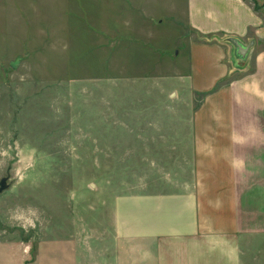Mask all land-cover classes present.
<instances>
[{
    "label": "rangeland",
    "instance_id": "1",
    "mask_svg": "<svg viewBox=\"0 0 264 264\" xmlns=\"http://www.w3.org/2000/svg\"><path fill=\"white\" fill-rule=\"evenodd\" d=\"M250 3L264 20V7ZM41 10L0 0V180L6 184L0 192V258L17 264H89L95 258L90 264H100L112 255L115 204L132 214L137 193L164 187L175 153L168 143L184 136L198 97H169L178 81L167 67L153 73L81 70L83 76L75 66L70 73L63 35L46 36L41 29L51 31L52 24L42 20ZM183 38L189 34L178 20L163 25L149 46L163 60L174 42L169 53L181 49L179 69ZM225 56L228 83L251 69ZM238 240L233 264H264V234Z\"/></svg>",
    "mask_w": 264,
    "mask_h": 264
},
{
    "label": "crops",
    "instance_id": "2",
    "mask_svg": "<svg viewBox=\"0 0 264 264\" xmlns=\"http://www.w3.org/2000/svg\"><path fill=\"white\" fill-rule=\"evenodd\" d=\"M7 1L42 8V20L52 27L41 30L47 37L63 35L70 73L75 66L80 73H153L167 67L172 81H178L169 97H198L189 108L184 136L168 143L175 153L164 187L137 193L132 214L127 205L115 204L112 255L100 264H132L129 258L135 264H233L240 236L264 234V222L257 223L264 220V20L251 0ZM178 20L189 34L179 69L175 60L181 49L169 53L174 42L163 60L149 46L163 25ZM230 38L253 45L244 60L251 69L228 83L225 55L235 58L225 42ZM0 264L17 262L0 258Z\"/></svg>",
    "mask_w": 264,
    "mask_h": 264
},
{
    "label": "water",
    "instance_id": "3",
    "mask_svg": "<svg viewBox=\"0 0 264 264\" xmlns=\"http://www.w3.org/2000/svg\"><path fill=\"white\" fill-rule=\"evenodd\" d=\"M229 43L233 47V54L235 58L240 61H244L247 58L249 49L252 47L253 42H249L248 44H241L238 40L230 38L228 39ZM6 188L5 179L2 178L0 180V192Z\"/></svg>",
    "mask_w": 264,
    "mask_h": 264
},
{
    "label": "trees",
    "instance_id": "4",
    "mask_svg": "<svg viewBox=\"0 0 264 264\" xmlns=\"http://www.w3.org/2000/svg\"><path fill=\"white\" fill-rule=\"evenodd\" d=\"M251 1L254 4V7H255L256 10L264 7V4H257L255 1H253V0H251Z\"/></svg>",
    "mask_w": 264,
    "mask_h": 264
}]
</instances>
